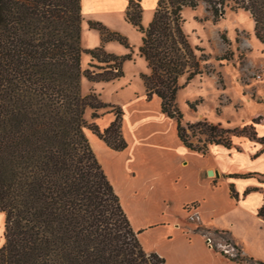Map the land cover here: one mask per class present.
<instances>
[{
  "label": "trees",
  "instance_id": "16d2710c",
  "mask_svg": "<svg viewBox=\"0 0 264 264\" xmlns=\"http://www.w3.org/2000/svg\"><path fill=\"white\" fill-rule=\"evenodd\" d=\"M128 1L125 19L143 35L140 55L150 70L142 75L147 100L161 99L183 144L204 155L212 145L232 148L233 135L264 144L256 133L262 117L234 130L208 120L186 124L177 101L179 92L204 74L198 49L183 29L184 9L207 4L216 17L228 9L249 12L264 45V0H157L147 27L142 0ZM82 25L83 0H0V213L6 215L0 264H167L144 249L87 134L90 130L116 151L129 146L123 109L96 93L84 96L82 81L120 79L132 56L108 53L103 46L84 49ZM90 25L103 42L130 47L121 34ZM84 54L93 61L87 70ZM107 108L116 116L107 129L87 121V109L96 119ZM231 194L238 198L234 186ZM192 207L198 204L187 209ZM258 215L264 220V205ZM190 222L198 232L206 230ZM237 250V257L227 256L245 261Z\"/></svg>",
  "mask_w": 264,
  "mask_h": 264
},
{
  "label": "rangeland",
  "instance_id": "374dc122",
  "mask_svg": "<svg viewBox=\"0 0 264 264\" xmlns=\"http://www.w3.org/2000/svg\"><path fill=\"white\" fill-rule=\"evenodd\" d=\"M124 4L125 0H83V48L96 49L103 46L108 53L120 57L131 55L132 59L125 61L124 75L120 79L111 82H90L83 78L82 93L84 96L96 93L104 103L121 107L124 111L123 127L125 121L131 138L137 140L142 135L157 136L162 128L173 132L174 121L164 126L158 118V99L148 101L145 97L146 89L142 75L149 74L150 70L145 58L140 55L143 35L126 21V12L122 10ZM142 7L143 25L147 27L154 18L155 0H143ZM183 18V29L189 36L191 44L198 49L197 54L202 60L204 70L203 75L195 77L178 94L177 101L184 114V122L187 124L204 116L213 123L223 122V127L234 130L242 129L254 116L264 115V45L256 37L255 22L251 14L244 10L228 9L223 16L216 17L209 5L201 4L196 9L185 8ZM91 22L100 23L107 30L121 34L128 40L130 47L116 40L103 42L101 32L92 28ZM224 57L231 59L220 60ZM92 63V57L84 54L83 70L90 69ZM186 80L187 76H184L180 83L184 85ZM191 104L196 105V110L191 108ZM109 110V108L99 110L102 116L94 119L93 111L87 109L86 119L105 130L111 125L104 128L109 117L116 118ZM90 132L88 130L87 134ZM95 137L102 140L96 134ZM232 137L233 141L239 144V140H243L242 137L245 136ZM95 146L99 155L109 159L98 141L95 142ZM248 155L246 150L244 154L232 158L214 154L212 159L223 161L227 168L233 170H264V159L252 161ZM178 157L193 164L199 161L195 158L190 159L180 152ZM117 162L124 164L123 160ZM219 198L222 210L217 212L212 205H208L201 216L205 224L217 228L204 226L206 230L199 232L205 236L206 245L227 259H230L228 256L237 257L236 249H239L246 256L264 260V220L254 211L257 200H249L244 205H238L236 201L230 199L226 179L222 183ZM130 202L133 203L131 200ZM173 203L170 214L166 216L167 220L171 221L180 215L178 202ZM154 205L159 206L160 203L155 202ZM157 219L153 218L154 221ZM190 220L201 225L198 217L191 216ZM5 222L6 215L1 212L0 249L5 242ZM169 229L175 237L173 241L166 240L161 233L157 236L149 234L143 238L144 246L150 252L163 254L162 257L166 259L167 264H182L180 259L183 258L189 261L197 258L200 262L208 264H222L214 261L212 255L203 250L202 245L197 246L198 243H195L192 250L188 249L182 233L175 228ZM179 254L183 258H180Z\"/></svg>",
  "mask_w": 264,
  "mask_h": 264
},
{
  "label": "crops",
  "instance_id": "0c3cea01",
  "mask_svg": "<svg viewBox=\"0 0 264 264\" xmlns=\"http://www.w3.org/2000/svg\"><path fill=\"white\" fill-rule=\"evenodd\" d=\"M128 5L129 1L125 0L122 10L126 12ZM156 6L157 0H155ZM155 99L159 101L157 105L160 122L166 126L168 122L174 121L175 128L173 127V132H168L162 128L157 136L153 134L142 135L141 138L136 140L128 134L127 124L124 121L123 134L129 144L124 151L113 150L103 140H98L94 133L90 132L88 134L91 146L97 153V158L115 191L120 196L122 206L134 230L140 232L139 239L144 249L150 253L144 246V236L149 234L157 236L161 233L166 240L173 241L175 237L169 228H175L182 233L181 235L188 249L192 250L195 243H198L197 246L202 245L203 250L212 255L214 261L222 262V264H264V260L246 256L243 251L242 254L246 259L243 262L233 261L215 253L211 247L206 245L207 240L205 236L197 231L196 224L190 222V217L195 216L200 219L201 225L217 229L205 224L201 216L208 205H212L217 212L222 210L219 197L225 179L228 182L230 199L236 201L238 205H244L249 200H257L254 211L259 217V210L264 205V170H233L227 168L223 161L212 158L214 154L232 158L244 154L247 150L248 158L252 161L263 160L264 144L245 136L242 137L243 140H239V144L233 141L232 148H226L223 145H212L207 155L191 150L180 140L175 120L162 112L161 99L155 97L153 100ZM258 117H262V119L260 123L256 124V133L258 138H264V115L254 116L243 127L252 124L253 120ZM114 119V116H110L104 128H107ZM203 120L208 119L203 116L202 119L199 118L190 123ZM222 123L214 124L222 125ZM96 141L110 160L104 159L103 155H99L95 146ZM178 152L189 156L190 159L195 158L199 161L195 164L182 161L178 157ZM121 160H123V165L117 162ZM211 171H213V175H216L215 177H211ZM247 174L254 175L251 177H233ZM232 186H234L238 198L232 197ZM125 198H127V202H125ZM129 199L133 202L132 204ZM155 202H159L160 205L155 206ZM173 202H178L180 215L179 218L171 221L167 220L166 216L170 214L172 204L174 205ZM193 204H198V207L191 210L187 209ZM155 217L158 218L156 221L153 220ZM176 217H178L177 214ZM160 255L164 256L163 254ZM179 256L183 258L180 254ZM180 260L182 264H208L200 262L197 258L191 261L187 258Z\"/></svg>",
  "mask_w": 264,
  "mask_h": 264
},
{
  "label": "water",
  "instance_id": "95a60500",
  "mask_svg": "<svg viewBox=\"0 0 264 264\" xmlns=\"http://www.w3.org/2000/svg\"><path fill=\"white\" fill-rule=\"evenodd\" d=\"M210 174L213 175V171H211ZM217 175H219V174L217 173Z\"/></svg>",
  "mask_w": 264,
  "mask_h": 264
},
{
  "label": "built area",
  "instance_id": "2783aa9c",
  "mask_svg": "<svg viewBox=\"0 0 264 264\" xmlns=\"http://www.w3.org/2000/svg\"><path fill=\"white\" fill-rule=\"evenodd\" d=\"M237 250V249H236ZM228 252V251H227ZM237 252H238V250H237Z\"/></svg>",
  "mask_w": 264,
  "mask_h": 264
}]
</instances>
